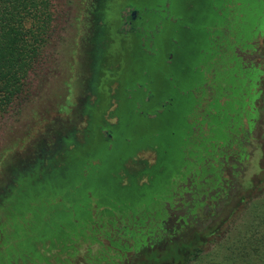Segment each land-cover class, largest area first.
<instances>
[{
    "label": "trees",
    "instance_id": "obj_1",
    "mask_svg": "<svg viewBox=\"0 0 264 264\" xmlns=\"http://www.w3.org/2000/svg\"><path fill=\"white\" fill-rule=\"evenodd\" d=\"M45 4V0H0V117L24 95L28 85L27 71L33 68L45 48V37L51 36L48 26L44 25ZM147 16V59L134 57L129 61L131 81L135 85L131 84V87L136 90L137 84L153 82L156 77L159 86L148 83V93L158 98L146 103L150 106L145 115L148 122L134 126V122H142L140 102H145L142 92L137 95L140 102L135 100L130 108L132 125L119 141L123 148L117 150L124 151V145L138 139L160 143L161 152H166L164 156L162 153L164 160L159 162L165 167L163 174L154 175L152 185L146 189L151 176L146 175L145 170L142 172L144 181L137 182L138 190L113 194L118 195L119 202L107 199L98 204L97 192L87 190L88 205H81L74 201L78 198L73 195L78 188L75 185V191L67 188L40 198V202L30 205L32 211L24 212L17 206L22 215L12 212V216H8L11 236L16 239L15 244L7 243L11 260L18 257L20 250H29L33 240L40 241L39 236L45 231V236L57 241L63 235L81 234L90 225L93 204L106 208L102 211L104 217L110 213L118 217L121 226L111 244L123 254L122 260L126 262L132 257L134 262L138 259L146 262L147 258L150 264H188L202 254L207 236L216 232V227H201L204 222L197 216L202 214L201 208L208 200L226 195L227 191L220 187L223 177L212 162L222 157L220 149L223 146L231 150V135L241 133L242 119H248L251 103L259 93L254 89L259 74L264 71L259 73L256 68H243L233 50L236 46L246 48L248 42L262 31L264 0H152ZM193 17L194 22H188ZM184 29L191 33V41L184 47L186 57V48L191 50L189 65L185 60L178 63L168 59L178 41L183 42ZM163 79L167 81V88L161 85ZM175 79H178V86L172 82ZM208 88L214 92L213 97L201 110ZM168 102L170 105H166ZM160 103L164 105L165 113L149 114L156 110L161 112ZM162 117L168 122L174 120L165 131H159L157 126ZM154 148L155 145L153 152ZM110 150L108 144L104 152ZM243 153V149L234 152L239 156ZM155 164L154 160L151 166ZM122 177H126L124 173ZM210 190L215 193L206 198ZM66 191L70 193L64 197ZM106 193H112V190L107 189ZM202 196L203 200L199 201ZM169 211L181 212L171 229H167L165 223ZM107 223L112 225L114 220L105 219L102 226ZM103 227H100L101 232H105ZM156 230L164 235L156 239L153 237ZM250 232L252 234H236L242 239L237 253H254L256 247L259 253L264 249V243L259 241L261 237L264 239V231H259L253 224ZM140 246L141 252L137 253ZM149 247L155 248L150 258L143 251Z\"/></svg>",
    "mask_w": 264,
    "mask_h": 264
},
{
    "label": "rangeland",
    "instance_id": "obj_2",
    "mask_svg": "<svg viewBox=\"0 0 264 264\" xmlns=\"http://www.w3.org/2000/svg\"><path fill=\"white\" fill-rule=\"evenodd\" d=\"M45 2L44 25L48 26V35L51 32V36L45 37V48L41 50L33 68L27 71L28 85L24 95L0 117V189L8 185L11 169L31 160L38 150L50 146L58 136L81 123V116L75 109L81 92L78 86L80 80L76 76L80 74L79 31L84 0ZM233 53L240 59L243 68H256L259 73L263 72L264 23L262 31L248 42L246 48L236 46ZM206 90L208 93L201 103V110L213 97L214 92L208 91L209 88ZM255 91L259 93L251 103L248 119H242L244 124L241 133L238 136L231 135V150L223 146L220 149L222 157L212 162L219 168L220 176L223 177L220 187L227 193L224 197L216 196L214 201L204 203L202 214L197 216L204 222L201 227L206 225L217 230L207 236L202 254L188 264H264V249L259 253L257 247L254 253H237L242 241L237 233L252 234L250 230L253 224L259 231H264V216L261 215L264 214V73L259 74ZM113 107L111 103L107 112ZM108 121L113 122V118ZM236 149H243L241 157L234 154ZM131 159L124 165L128 172L140 170L138 162H154L151 150L147 147L136 149ZM122 181L126 183L125 177H122ZM142 181L143 175L138 177V182ZM214 193L215 190H210L205 197ZM103 210L106 208L95 204L90 207V225L81 234L60 241L52 238L42 242L37 240L32 251L20 250L18 257L11 260L7 243L15 244L16 239L11 236L12 227L4 209L0 208V264H143L145 260L134 262L135 258L132 257L130 262L122 260L123 254L111 244L121 226L118 217L115 218L113 213L104 217ZM168 213L165 223L167 229H171L181 212ZM108 218L114 223H107L103 227V222ZM100 227L105 232H101ZM163 235L160 230L153 233L156 239ZM259 241L264 243L262 237ZM141 249V246L137 248V253ZM143 251L150 258L155 248L149 247ZM159 252L162 258L161 250ZM144 264H150L147 258Z\"/></svg>",
    "mask_w": 264,
    "mask_h": 264
},
{
    "label": "flooded vegetation",
    "instance_id": "obj_3",
    "mask_svg": "<svg viewBox=\"0 0 264 264\" xmlns=\"http://www.w3.org/2000/svg\"><path fill=\"white\" fill-rule=\"evenodd\" d=\"M150 1L152 0H84L83 20L79 31L80 74L76 76L80 80L78 86L81 92L75 109L78 116H81L79 119L81 123L58 136L50 146L38 150L31 160L10 170L8 185L0 189V208L4 209L7 217L12 216V212L22 215L17 206L24 212L32 211L30 205L40 202V198L67 188L75 191V185H78V188L73 195L78 198L73 200L81 205H88L87 190L97 192L95 196L98 197L96 199L98 204L107 199L119 202L118 195L113 194H117V191L138 190V177L142 176L145 170L146 175L151 176L149 179L151 182L146 189L152 185L154 175L163 174L165 167L159 165V162L164 160L166 152H161L160 143L138 139L134 143L124 145V151L117 150L119 147L123 148L119 141L132 125L129 118L130 108L133 107L135 100L140 102L137 95L142 92L145 102L144 104L140 102V115L143 119L136 126L147 121L145 115L150 106L146 103L158 98L148 93V83L159 86L155 79L154 83L148 81L147 84H137L136 90L131 87L129 61L134 57L147 59L149 28L147 14ZM194 20L195 17L188 22ZM183 31L185 33L183 42L178 41L176 50L168 54V59L178 63L185 60L189 65L191 50L189 47L186 48L188 50L186 57L184 47L185 43L186 46L190 43L191 33L188 29ZM140 39H144L143 42H140ZM177 80H172L176 86ZM161 85L167 88V81L163 79ZM169 101L172 105V99ZM111 103L114 107L107 112ZM170 104L168 102L166 105ZM159 107L163 109L159 110L161 112L156 110L149 114L154 116L165 113L164 105L161 104ZM110 118H113V122L108 121ZM165 121L166 119L162 117L158 123L160 128ZM108 144L112 150L105 153ZM153 145L155 153L152 151ZM142 147L151 150L157 165L138 162L140 170L126 171L125 163L133 160L131 157L134 151ZM122 173L126 176L124 182L129 184H123ZM107 189H111L112 193H106ZM69 193L66 191L64 197ZM45 234L47 231L39 236L40 241L41 238H51ZM67 237L68 235H63L60 240ZM33 241L30 244L31 251L37 244L35 240Z\"/></svg>",
    "mask_w": 264,
    "mask_h": 264
},
{
    "label": "water",
    "instance_id": "obj_4",
    "mask_svg": "<svg viewBox=\"0 0 264 264\" xmlns=\"http://www.w3.org/2000/svg\"><path fill=\"white\" fill-rule=\"evenodd\" d=\"M195 1H196V0H195ZM155 79H156V78H155ZM170 122L173 123L174 120L171 119ZM137 124H138V122H135V123H134V126H136ZM157 126H158V128H159V129H158L159 131H160L161 128H162L163 131H165V130H167L168 127L170 126V123H169L168 121H166V122L164 123V125H162L161 128H160V126H159L158 124H157Z\"/></svg>",
    "mask_w": 264,
    "mask_h": 264
}]
</instances>
